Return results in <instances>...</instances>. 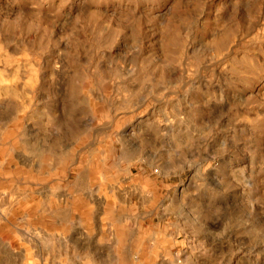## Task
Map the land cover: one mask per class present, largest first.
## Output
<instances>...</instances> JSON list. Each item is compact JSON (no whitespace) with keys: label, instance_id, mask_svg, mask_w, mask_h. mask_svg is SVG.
Returning a JSON list of instances; mask_svg holds the SVG:
<instances>
[{"label":"rangeland","instance_id":"obj_1","mask_svg":"<svg viewBox=\"0 0 264 264\" xmlns=\"http://www.w3.org/2000/svg\"><path fill=\"white\" fill-rule=\"evenodd\" d=\"M0 264H264V0H0Z\"/></svg>","mask_w":264,"mask_h":264},{"label":"bare ground","instance_id":"obj_2","mask_svg":"<svg viewBox=\"0 0 264 264\" xmlns=\"http://www.w3.org/2000/svg\"><path fill=\"white\" fill-rule=\"evenodd\" d=\"M132 126V125H131ZM131 128H133V127H131ZM128 130V129H127ZM132 130V129H131ZM134 131V130H133ZM123 132H125V131H123ZM128 133V132H127ZM123 134V133H122ZM132 134V133H131ZM131 134H129L128 136H130ZM85 172V171H84ZM84 172L82 173V174H84ZM88 172V171H87ZM87 172H85V174L87 173ZM89 173V172H88ZM81 174V173H80ZM90 174H86L85 176H89ZM84 176V175H83ZM81 178V177H80ZM89 178V177H88ZM79 179V178H78ZM78 181V180H77ZM83 181V180H82ZM82 181H81V183H82ZM76 182V181H75ZM36 193V192H35ZM109 200V199H108Z\"/></svg>","mask_w":264,"mask_h":264}]
</instances>
